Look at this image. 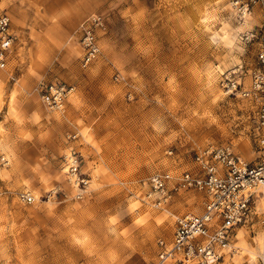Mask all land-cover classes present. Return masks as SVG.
Wrapping results in <instances>:
<instances>
[{
	"label": "rangeland",
	"instance_id": "rangeland-1",
	"mask_svg": "<svg viewBox=\"0 0 264 264\" xmlns=\"http://www.w3.org/2000/svg\"><path fill=\"white\" fill-rule=\"evenodd\" d=\"M237 2L249 0H0L15 35L0 70V264H150L173 234L142 200L150 175L194 172L208 147L256 163L259 102L242 93L259 69L264 0L246 17ZM92 14L105 30L82 69L74 32ZM39 83L74 91L51 112ZM69 154L85 185L70 179ZM203 201L184 192L170 211L200 214ZM260 230L236 229L220 264H255Z\"/></svg>",
	"mask_w": 264,
	"mask_h": 264
},
{
	"label": "built area",
	"instance_id": "built-area-1",
	"mask_svg": "<svg viewBox=\"0 0 264 264\" xmlns=\"http://www.w3.org/2000/svg\"><path fill=\"white\" fill-rule=\"evenodd\" d=\"M263 0H249L235 9L241 17L249 14L252 5ZM264 13V12H263ZM264 22V19H263ZM105 30L104 17L92 14L82 21L74 32L82 51L81 68L87 69L100 55L98 34ZM249 40L257 39L251 34ZM15 35L11 30L10 18L0 15V70H5L14 47ZM259 69L251 75L250 89L242 96L256 99L258 109L257 161L244 162L229 146L208 147L195 153L194 172L179 174L156 172L144 182L143 202L150 208L167 213L173 221V234L169 244L158 241L156 259L150 264H220L231 255L230 241L236 229L259 225L262 247L255 264H264V210L259 208V200L264 197V23L258 37L256 54ZM119 81V78H116ZM238 83L233 85L237 90ZM74 88L61 83H39L35 92L48 111H60L65 106ZM171 156L172 152L169 151ZM65 163L70 179L77 186L86 180L78 173L80 159L69 154ZM184 192H199L204 196L203 211L200 214H176L170 211L174 198ZM5 192L0 187V197ZM17 199L31 204L34 198L28 193H19Z\"/></svg>",
	"mask_w": 264,
	"mask_h": 264
},
{
	"label": "bare ground",
	"instance_id": "bare-ground-1",
	"mask_svg": "<svg viewBox=\"0 0 264 264\" xmlns=\"http://www.w3.org/2000/svg\"><path fill=\"white\" fill-rule=\"evenodd\" d=\"M260 193L263 195L264 194V189H261ZM264 196V195H263Z\"/></svg>",
	"mask_w": 264,
	"mask_h": 264
},
{
	"label": "crops",
	"instance_id": "crops-1",
	"mask_svg": "<svg viewBox=\"0 0 264 264\" xmlns=\"http://www.w3.org/2000/svg\"><path fill=\"white\" fill-rule=\"evenodd\" d=\"M11 30H12V28H11ZM259 251V250H258ZM224 262V261H223Z\"/></svg>",
	"mask_w": 264,
	"mask_h": 264
}]
</instances>
